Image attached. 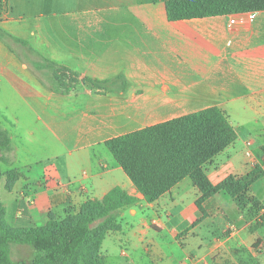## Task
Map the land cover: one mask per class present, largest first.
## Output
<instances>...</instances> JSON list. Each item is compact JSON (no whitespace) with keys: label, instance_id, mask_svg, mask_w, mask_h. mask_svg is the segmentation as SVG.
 Returning a JSON list of instances; mask_svg holds the SVG:
<instances>
[{"label":"crops","instance_id":"obj_1","mask_svg":"<svg viewBox=\"0 0 264 264\" xmlns=\"http://www.w3.org/2000/svg\"><path fill=\"white\" fill-rule=\"evenodd\" d=\"M5 1L0 27L55 64L21 56L0 38V125L14 157L1 168L17 170L10 187L0 178L6 222L41 227L120 186L137 201L121 208V228L102 240V264H264L259 0H230L214 14L177 20L168 19L166 0H43L51 9L33 15L19 6L36 9L42 0ZM229 12H250L252 20L228 31ZM211 106L224 111L236 138L204 171L213 184L231 174L252 179L247 190L233 198L217 192L201 211L186 176L146 202L105 142ZM31 253L11 248L13 259Z\"/></svg>","mask_w":264,"mask_h":264},{"label":"trees","instance_id":"obj_2","mask_svg":"<svg viewBox=\"0 0 264 264\" xmlns=\"http://www.w3.org/2000/svg\"><path fill=\"white\" fill-rule=\"evenodd\" d=\"M230 0H166L169 20L201 17L216 13ZM264 7V0H259ZM6 1L0 0V20ZM230 13V12H229ZM0 38L27 46L49 65L50 60L0 27ZM39 66L36 65V69ZM93 85L103 82L86 78ZM236 138L235 130L224 111L211 106L164 122L146 126L108 139L105 144L121 165L146 202L157 200L163 193L188 176L199 190L201 203L217 192L237 197L245 192L252 179L228 175L213 184L204 171V164L224 150ZM13 144L6 128L0 125V178L6 176L10 187L17 177L16 169L3 173L1 165L13 164ZM137 198L120 186L112 187L100 199L84 201L78 212L63 219H50L41 227H11L5 220V208L0 201V264H102L99 250L110 230H119L121 208ZM13 245L28 246L29 257L13 259Z\"/></svg>","mask_w":264,"mask_h":264},{"label":"rangeland","instance_id":"obj_3","mask_svg":"<svg viewBox=\"0 0 264 264\" xmlns=\"http://www.w3.org/2000/svg\"><path fill=\"white\" fill-rule=\"evenodd\" d=\"M44 2H45V0H44ZM50 4V3H49ZM49 4L48 5H46L45 4V6L46 7H44V5H43V0L41 1V6H39L38 8H30V7H23V6H19V9H20V11H23L24 13H30L31 15H33V14H35L36 12H37V10L38 9H43V8H45V10H49V9H51V7L49 6ZM9 45H11V47L19 54V55H21V56H24V57H26V58H28V59H30L31 58V56H36L34 53H32V52H30L29 50H28V48H27V46H23L22 44H20V43H17V42H15V41H13V40H9ZM32 47V46H31ZM30 62L33 64V66L34 67H36V64H34V60H30ZM35 63H36V61H35ZM58 72H59V75L60 76H62L63 78H64V80L65 81H68V82H70L71 81V76L70 75H68L66 72H65V70L64 69H58L57 70ZM56 72V69H55V71H54V73ZM5 165V164H4ZM2 166V165H1ZM3 168H6V167H3ZM2 171H3V173H5L6 172V170L4 169H2ZM5 176V175H4ZM263 217V216H262Z\"/></svg>","mask_w":264,"mask_h":264},{"label":"built area","instance_id":"obj_4","mask_svg":"<svg viewBox=\"0 0 264 264\" xmlns=\"http://www.w3.org/2000/svg\"><path fill=\"white\" fill-rule=\"evenodd\" d=\"M251 20H252V15L250 12H230L226 16L225 26L228 31H231L235 26H246L250 24ZM250 146H251V142L248 141L246 143V148L244 153L245 156L253 164L254 158Z\"/></svg>","mask_w":264,"mask_h":264}]
</instances>
